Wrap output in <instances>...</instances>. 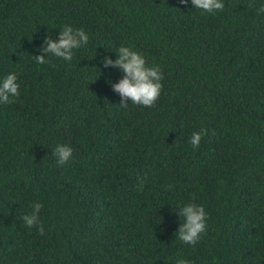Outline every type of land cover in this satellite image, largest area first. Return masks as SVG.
<instances>
[{
  "label": "trees",
  "instance_id": "1",
  "mask_svg": "<svg viewBox=\"0 0 264 264\" xmlns=\"http://www.w3.org/2000/svg\"><path fill=\"white\" fill-rule=\"evenodd\" d=\"M224 3L0 0V82L20 85L0 103V264H264V0ZM65 26L89 36L70 62L43 52ZM122 46L161 69L155 106H120L125 74L102 61ZM35 203L43 235L22 219Z\"/></svg>",
  "mask_w": 264,
  "mask_h": 264
},
{
  "label": "clouds",
  "instance_id": "2",
  "mask_svg": "<svg viewBox=\"0 0 264 264\" xmlns=\"http://www.w3.org/2000/svg\"><path fill=\"white\" fill-rule=\"evenodd\" d=\"M187 4L188 0H181ZM192 5L196 9L207 14H214L225 9L224 0H191ZM249 7H255L254 3H250ZM264 12V6L257 9V13ZM89 36L81 29H73L70 26L60 31V38L57 42L55 39L48 37L45 41L46 47L43 52L49 56L71 61L73 59L74 50L79 49L88 44ZM118 58L115 61L105 59L102 61L104 67L119 68L125 75L118 84L112 85L115 92L119 93L123 98L120 106L127 107L128 101L132 104L142 105L145 107H153L158 101L163 85V74L159 67H148L146 60L142 54L131 50L128 47H120L117 53ZM38 64L51 63L45 60L44 56L34 57ZM20 85L18 83V75L10 73L2 82H0V103L8 104L14 102L11 98H18ZM214 134V133H213ZM208 135V130L203 129L201 132H194L191 136L190 143L194 148L200 146L201 140ZM58 157V163L63 165L73 157V149L67 145H58L55 149ZM143 182L141 181V189ZM43 205L35 203L32 205L33 211L30 215H24L23 221L29 228L39 226L40 234H44V226L40 222V211ZM181 215L186 219L183 220L182 226L178 232V238L185 244L195 246L201 239L202 234L207 230V216L205 208L195 203L187 204L182 208ZM162 222L163 218L161 217ZM161 224V223H160ZM176 264H190L187 259H179Z\"/></svg>",
  "mask_w": 264,
  "mask_h": 264
}]
</instances>
